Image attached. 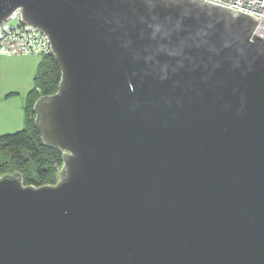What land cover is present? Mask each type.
<instances>
[{
  "label": "water",
  "instance_id": "obj_1",
  "mask_svg": "<svg viewBox=\"0 0 264 264\" xmlns=\"http://www.w3.org/2000/svg\"><path fill=\"white\" fill-rule=\"evenodd\" d=\"M45 33L63 181L0 178V264H264V37L205 0H0Z\"/></svg>",
  "mask_w": 264,
  "mask_h": 264
},
{
  "label": "trees",
  "instance_id": "obj_2",
  "mask_svg": "<svg viewBox=\"0 0 264 264\" xmlns=\"http://www.w3.org/2000/svg\"><path fill=\"white\" fill-rule=\"evenodd\" d=\"M21 55L0 53V56L8 57ZM39 57L24 106V126L0 134V178L18 176L23 186L34 187L54 186L65 179L60 172L57 181L65 153L43 143L36 125L39 114L35 109L36 101L51 98L59 92L62 71L52 53Z\"/></svg>",
  "mask_w": 264,
  "mask_h": 264
},
{
  "label": "built area",
  "instance_id": "obj_3",
  "mask_svg": "<svg viewBox=\"0 0 264 264\" xmlns=\"http://www.w3.org/2000/svg\"><path fill=\"white\" fill-rule=\"evenodd\" d=\"M259 18L255 34L264 37V0H205ZM0 53L7 55H47L49 41L42 31L24 25L19 11L0 25Z\"/></svg>",
  "mask_w": 264,
  "mask_h": 264
},
{
  "label": "crops",
  "instance_id": "obj_4",
  "mask_svg": "<svg viewBox=\"0 0 264 264\" xmlns=\"http://www.w3.org/2000/svg\"><path fill=\"white\" fill-rule=\"evenodd\" d=\"M37 63L35 55L0 56V105L1 102L3 104L10 102L8 109L10 111L16 110L22 104L20 98L26 96L24 87L29 86L30 88L31 75L35 73ZM11 106L16 108L13 109ZM4 108L7 109L5 106ZM10 114L16 115L15 111L12 113L10 111ZM23 116L25 117V114H22V118ZM21 122L17 116L11 117L6 124L0 126V132L22 125Z\"/></svg>",
  "mask_w": 264,
  "mask_h": 264
},
{
  "label": "rangeland",
  "instance_id": "obj_5",
  "mask_svg": "<svg viewBox=\"0 0 264 264\" xmlns=\"http://www.w3.org/2000/svg\"><path fill=\"white\" fill-rule=\"evenodd\" d=\"M36 57V60H37V62L39 61V56H35ZM34 74L35 73H33L32 75H31V82L29 83L30 84V86H31V83H32V79H33V76H34ZM24 90H25V92H26V96H24V98H22V96H21V98H20V101H22V104L21 105H19V107L18 108H16L15 106H11V108H16V110L14 109V110H10L11 111V113L12 112H14L15 111V113H16V115H11L10 114V111L8 110L9 109V106H10V102H4V104H3V102H1V105H0V126L1 125H3V124H6L7 122H8V120L9 119H11V117H18V119L20 120V122L21 121H23V123H22V125H19V126H17V127H14V128H12V129H8V131H2V132H13V131H15V130H18V129H20V128H22L23 126H24V116H23V118H22V114H24V106H25V104H26V101H27V93H28V90H29V86H27V87H24ZM11 99V98H10ZM13 99H15V97H13ZM3 104V105H2ZM3 106V107H2ZM4 106L7 108V109H5L4 108ZM3 111V112H2ZM10 114V115H9ZM8 117H10L8 120H7V118ZM11 130V131H10ZM0 134H1V132H0ZM61 168H62V166L59 168V170H58V177H57V181L59 180V178H60V172H61Z\"/></svg>",
  "mask_w": 264,
  "mask_h": 264
},
{
  "label": "clouds",
  "instance_id": "obj_6",
  "mask_svg": "<svg viewBox=\"0 0 264 264\" xmlns=\"http://www.w3.org/2000/svg\"><path fill=\"white\" fill-rule=\"evenodd\" d=\"M32 187H34V186H32Z\"/></svg>",
  "mask_w": 264,
  "mask_h": 264
},
{
  "label": "flooded vegetation",
  "instance_id": "obj_7",
  "mask_svg": "<svg viewBox=\"0 0 264 264\" xmlns=\"http://www.w3.org/2000/svg\"><path fill=\"white\" fill-rule=\"evenodd\" d=\"M59 180H60V178H59Z\"/></svg>",
  "mask_w": 264,
  "mask_h": 264
}]
</instances>
